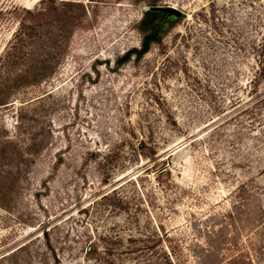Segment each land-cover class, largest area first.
<instances>
[{"label": "rangeland", "instance_id": "rangeland-1", "mask_svg": "<svg viewBox=\"0 0 264 264\" xmlns=\"http://www.w3.org/2000/svg\"><path fill=\"white\" fill-rule=\"evenodd\" d=\"M263 72L264 0H0V264H264Z\"/></svg>", "mask_w": 264, "mask_h": 264}, {"label": "trees", "instance_id": "trees-1", "mask_svg": "<svg viewBox=\"0 0 264 264\" xmlns=\"http://www.w3.org/2000/svg\"><path fill=\"white\" fill-rule=\"evenodd\" d=\"M15 9L19 10L21 8L16 6ZM22 9L24 11H26L27 13H30V14L36 16V17L42 16L43 14H45V12L47 10L46 8H40L37 11H32L30 8H25V7L22 8ZM159 13L160 12H158V11H154L153 12V18H152V20L150 22L151 27H146L145 24H142L141 30H142V33H143V38H142L141 46L139 48L138 47H133V48L129 49L118 60L119 64H123V63L129 61L134 55H135V57H138V58L143 57L145 54H147L150 51V49L153 46V44L160 39V30L158 28H159V25L163 22L164 18L162 19V21L156 22V20L159 18V15H158ZM162 14L164 16L165 15L167 16L168 12L163 11ZM263 76H264V74H263ZM243 185L246 186V183H242V185H240V187L243 186Z\"/></svg>", "mask_w": 264, "mask_h": 264}, {"label": "water", "instance_id": "water-1", "mask_svg": "<svg viewBox=\"0 0 264 264\" xmlns=\"http://www.w3.org/2000/svg\"><path fill=\"white\" fill-rule=\"evenodd\" d=\"M152 9L155 11H166L168 12L167 16H170V15L180 16L183 14V12L180 9L174 6H171V5H167L164 7H153Z\"/></svg>", "mask_w": 264, "mask_h": 264}]
</instances>
